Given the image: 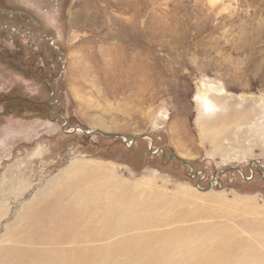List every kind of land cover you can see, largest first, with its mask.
<instances>
[{
  "label": "rangeland",
  "instance_id": "obj_1",
  "mask_svg": "<svg viewBox=\"0 0 264 264\" xmlns=\"http://www.w3.org/2000/svg\"><path fill=\"white\" fill-rule=\"evenodd\" d=\"M244 262L264 0H0V264Z\"/></svg>",
  "mask_w": 264,
  "mask_h": 264
},
{
  "label": "bare ground",
  "instance_id": "obj_2",
  "mask_svg": "<svg viewBox=\"0 0 264 264\" xmlns=\"http://www.w3.org/2000/svg\"><path fill=\"white\" fill-rule=\"evenodd\" d=\"M208 88H210L211 90H214V86H211L210 84L206 85ZM201 87V86H200ZM200 90V89H199ZM206 90L207 88H203L201 91H200V95H199V98H200V102H199V105L200 107L202 108L203 111H206L205 113L207 114H213L214 110H215V106L213 105V103L210 101V99L206 96ZM215 94H220L221 91L220 89H215L214 90ZM128 143L130 142L128 139H127ZM134 142V141H133ZM185 238V237H184ZM184 241V240H183ZM221 260V259H219ZM241 264H250V263H241Z\"/></svg>",
  "mask_w": 264,
  "mask_h": 264
},
{
  "label": "water",
  "instance_id": "obj_3",
  "mask_svg": "<svg viewBox=\"0 0 264 264\" xmlns=\"http://www.w3.org/2000/svg\"><path fill=\"white\" fill-rule=\"evenodd\" d=\"M102 134H104V135H106V136H110V135H112V136H117V134H110V133H103V132H102ZM124 142L126 143V145H129V143L127 142L126 139H125ZM150 152H151V149H150ZM169 158H173V159H175V160H180L179 157H177L176 155H171V156H169ZM206 189H210V186H209L208 188H206ZM206 189H205V190H206ZM203 190H204V189H203Z\"/></svg>",
  "mask_w": 264,
  "mask_h": 264
}]
</instances>
